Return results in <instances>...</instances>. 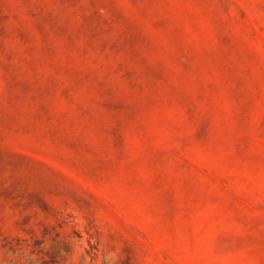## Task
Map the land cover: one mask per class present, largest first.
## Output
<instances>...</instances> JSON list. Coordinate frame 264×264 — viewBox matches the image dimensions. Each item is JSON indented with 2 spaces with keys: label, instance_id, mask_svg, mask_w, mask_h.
Wrapping results in <instances>:
<instances>
[{
  "label": "rangeland",
  "instance_id": "374dc122",
  "mask_svg": "<svg viewBox=\"0 0 264 264\" xmlns=\"http://www.w3.org/2000/svg\"><path fill=\"white\" fill-rule=\"evenodd\" d=\"M0 264H264V0H0Z\"/></svg>",
  "mask_w": 264,
  "mask_h": 264
}]
</instances>
